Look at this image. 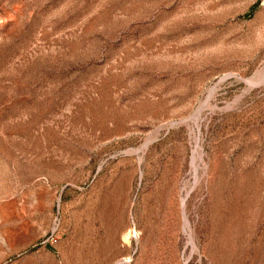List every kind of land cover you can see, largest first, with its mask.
Listing matches in <instances>:
<instances>
[{
  "label": "rangeland",
  "instance_id": "rangeland-1",
  "mask_svg": "<svg viewBox=\"0 0 264 264\" xmlns=\"http://www.w3.org/2000/svg\"><path fill=\"white\" fill-rule=\"evenodd\" d=\"M259 73L264 0H0V264H264Z\"/></svg>",
  "mask_w": 264,
  "mask_h": 264
},
{
  "label": "bare ground",
  "instance_id": "bare-ground-1",
  "mask_svg": "<svg viewBox=\"0 0 264 264\" xmlns=\"http://www.w3.org/2000/svg\"><path fill=\"white\" fill-rule=\"evenodd\" d=\"M261 72H262V71H261ZM257 78H258V77H257ZM252 79H253V78H252ZM254 79H255V77H254ZM245 80H247V79H245ZM252 82H254V84H262V83H264V73H262L261 75H260V73H259V78L257 79V81H252ZM211 92H212V90H210L209 96H210ZM212 94H213V92H212ZM207 102H208V97H207V99H206L205 104H208ZM199 112H200V110L196 113V115H198ZM194 114H195V113H194ZM197 151H198V150H197ZM195 153H196V152H195ZM199 157H200V156L197 154V155H196V158H199ZM196 158H195V157L193 158V160H192V164L195 163ZM183 203H184V201H183ZM185 224L187 225V220H186V219H185ZM185 227H186V226H185ZM192 245H193V243H192Z\"/></svg>",
  "mask_w": 264,
  "mask_h": 264
}]
</instances>
